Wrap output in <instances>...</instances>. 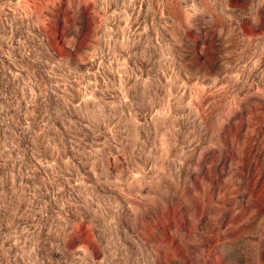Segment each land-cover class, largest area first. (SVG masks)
<instances>
[{"label":"rangeland","instance_id":"rangeland-1","mask_svg":"<svg viewBox=\"0 0 264 264\" xmlns=\"http://www.w3.org/2000/svg\"><path fill=\"white\" fill-rule=\"evenodd\" d=\"M0 264H264V0H0Z\"/></svg>","mask_w":264,"mask_h":264}]
</instances>
